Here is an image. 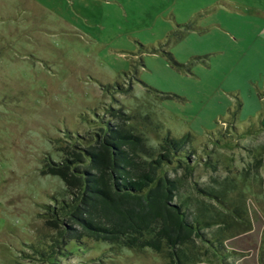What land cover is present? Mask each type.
<instances>
[{
    "label": "rangeland",
    "instance_id": "374dc122",
    "mask_svg": "<svg viewBox=\"0 0 264 264\" xmlns=\"http://www.w3.org/2000/svg\"><path fill=\"white\" fill-rule=\"evenodd\" d=\"M263 116L264 0H0V264L178 263L56 212L118 129L189 152L181 197L223 255L192 237L181 264H264Z\"/></svg>",
    "mask_w": 264,
    "mask_h": 264
},
{
    "label": "trees",
    "instance_id": "16d2710c",
    "mask_svg": "<svg viewBox=\"0 0 264 264\" xmlns=\"http://www.w3.org/2000/svg\"><path fill=\"white\" fill-rule=\"evenodd\" d=\"M114 131L109 135L110 143L105 139L99 149L84 152V159L73 163L88 167L80 170L77 166L74 174L63 170L64 181L71 179L72 183L74 179L76 185L75 190L68 191L71 199L60 201L56 212L79 226L80 233L68 229L71 237L84 236L110 246L149 248L157 253L165 248L177 264L187 257V246L196 237L214 246L222 256L218 245L199 233L204 224L197 219L192 223V203L181 197L187 191L191 172L189 152L179 148V142L166 138L160 148L165 147L167 154L149 160L147 153L139 150V138ZM173 162L186 165L185 174L178 175L174 170L173 175L160 176V171ZM175 199L177 204L173 203Z\"/></svg>",
    "mask_w": 264,
    "mask_h": 264
}]
</instances>
